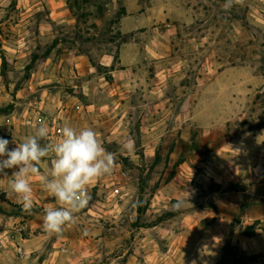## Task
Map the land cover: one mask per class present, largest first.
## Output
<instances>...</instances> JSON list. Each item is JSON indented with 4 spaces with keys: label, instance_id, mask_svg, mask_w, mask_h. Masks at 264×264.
<instances>
[{
    "label": "rangeland",
    "instance_id": "rangeland-1",
    "mask_svg": "<svg viewBox=\"0 0 264 264\" xmlns=\"http://www.w3.org/2000/svg\"><path fill=\"white\" fill-rule=\"evenodd\" d=\"M80 3L95 13L0 0V136L19 144L43 123L55 143L66 125L91 127L116 159L115 183L89 188L98 206L83 212L74 264L244 262L242 238L264 229V0H110L104 15ZM109 20L128 39L98 47L88 38Z\"/></svg>",
    "mask_w": 264,
    "mask_h": 264
},
{
    "label": "clouds",
    "instance_id": "clouds-1",
    "mask_svg": "<svg viewBox=\"0 0 264 264\" xmlns=\"http://www.w3.org/2000/svg\"><path fill=\"white\" fill-rule=\"evenodd\" d=\"M244 0H226L225 10L234 4L242 5ZM61 139L53 143L49 128L41 123L33 135L17 144L0 136V177L14 169L12 191L26 214L35 206L30 177L37 176L39 183L56 201L59 207L44 210L43 230L49 235H61L66 226L76 224L75 215L85 209L92 200L89 188L115 169V156L108 152L95 130L91 127L75 129L64 126ZM14 147H9L10 144ZM122 152L129 156L135 153V142L131 139L121 144ZM50 153V176L40 173L42 158Z\"/></svg>",
    "mask_w": 264,
    "mask_h": 264
},
{
    "label": "crops",
    "instance_id": "crops-1",
    "mask_svg": "<svg viewBox=\"0 0 264 264\" xmlns=\"http://www.w3.org/2000/svg\"><path fill=\"white\" fill-rule=\"evenodd\" d=\"M39 167L41 174L50 176L51 166ZM6 171L8 175L0 177V264L76 263L77 251L83 248L82 243L78 242V228L81 227L79 223L82 221L83 212H93V206L98 205L90 203L85 209L74 214L76 224L66 226L61 235H49L43 230L44 210L59 207L58 201L44 190L37 176L30 177L35 206L31 214H26L18 202L17 195L12 191L14 169ZM114 176L112 172L99 180L113 184ZM254 217L264 220V213ZM244 236L241 241L248 259L233 264H264V256L260 254L264 252V229L260 228ZM66 252L69 253L65 254Z\"/></svg>",
    "mask_w": 264,
    "mask_h": 264
},
{
    "label": "trees",
    "instance_id": "trees-1",
    "mask_svg": "<svg viewBox=\"0 0 264 264\" xmlns=\"http://www.w3.org/2000/svg\"><path fill=\"white\" fill-rule=\"evenodd\" d=\"M84 1V0H83ZM87 3H97L100 6V13L104 15V11L106 10V2L110 0H85ZM71 6L78 10L75 11L78 18L81 20L83 18H86L88 15H93L95 13L94 11H87L85 10L84 3H80V0H70ZM127 13V7L124 2L119 3L118 10L116 12V16L113 20L116 22H119L121 18ZM113 20H109L105 26L103 31L100 33L99 37H91L88 38L89 41H91L94 45H97L98 47H102L103 45L107 44H116V43H122V41H127V35L123 34L121 31L114 32V26H113ZM122 37V40L118 42L117 38ZM58 40L55 39L46 45H44L43 49H35L29 58V61L26 65L27 75L30 76L32 72L34 71L35 67L42 62L43 60L47 59L53 51L58 47ZM0 47L2 48V41L0 39ZM3 64H2V76L5 80L10 79V61L8 56L6 55L5 51L3 52Z\"/></svg>",
    "mask_w": 264,
    "mask_h": 264
}]
</instances>
